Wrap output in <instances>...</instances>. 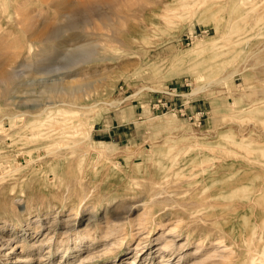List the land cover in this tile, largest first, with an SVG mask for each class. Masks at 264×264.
I'll return each instance as SVG.
<instances>
[{"label": "rangeland", "instance_id": "374dc122", "mask_svg": "<svg viewBox=\"0 0 264 264\" xmlns=\"http://www.w3.org/2000/svg\"><path fill=\"white\" fill-rule=\"evenodd\" d=\"M261 6L264 0H0V77L14 75L11 92L0 96V235L5 240L0 264H129L135 258L138 264H161L157 246L170 238L166 232L175 225L193 232V240L170 264L241 263L245 246H256L258 233L264 236L260 182L236 184L230 164L246 155L264 161ZM30 18L53 37L29 38ZM82 45L99 60L37 82L35 70L63 67ZM82 78L87 85L76 86ZM69 82L73 93L63 89ZM170 90L182 97L164 94ZM158 100L165 106L157 107ZM255 164L250 162L252 173L263 180ZM163 174L169 179H158ZM161 187L171 192L169 208L142 206ZM224 188L235 194L213 196ZM104 198L111 199L109 210L121 199L138 205L131 220L145 207L159 211L153 216L165 214L166 226L151 236L163 240L136 256L135 245L147 237L142 232L128 250L122 245L120 256L103 259L104 250L114 249L111 237H102L106 225L120 223L114 217L123 212L104 220L99 210L92 219L90 207ZM23 209H33L29 225ZM230 221L236 225L233 232ZM245 222L243 237L239 224ZM83 232L98 238L74 247ZM223 245L234 256L218 251Z\"/></svg>", "mask_w": 264, "mask_h": 264}, {"label": "bare ground", "instance_id": "6f19581e", "mask_svg": "<svg viewBox=\"0 0 264 264\" xmlns=\"http://www.w3.org/2000/svg\"><path fill=\"white\" fill-rule=\"evenodd\" d=\"M14 1V0H13ZM206 1V0H205ZM247 1H249V0H247ZM141 2V1H140ZM208 2V1H207ZM241 2V1H240ZM197 3V2H196ZM142 4V3H141ZM200 4H202V1H201V3ZM205 4V3H204ZM203 4V5H204ZM253 5V4H252ZM261 5H262V3H261ZM201 6V5H200ZM241 6H242V2H241ZM193 7V6H192ZM204 7V6H203ZM260 8H262V9H264V7L263 6H261ZM202 9V8H201ZM257 9V8H256ZM256 9H254V11L256 10ZM257 10H259V9H257ZM264 10H262V12H263ZM76 10L75 9H73L72 11H71V14L72 15H76ZM210 12V11H209ZM252 12V11H251ZM250 12V13H251ZM257 12V11H256ZM177 13V12H176ZM231 13V12H230ZM254 13V12H253ZM258 13V12H257ZM28 14V13H27ZM173 14V13H172ZM259 14V13H258ZM257 14V15H258ZM31 15V14H30ZM64 15V14H63ZM182 16V15H181ZM231 17H232V15H231ZM175 18V17H174ZM244 19V18H243ZM29 20H31V21H29V24L27 25V32H28V37L29 38H31V37H33V36H35V35H38V36H40V35H44L45 36V38L46 39H50V38H52L53 37V34L51 33V35L50 34H44V30H43V25L42 24H40V25H35V23H34V21L30 18ZM217 20V19H216ZM255 20H256V17H255ZM264 20V19H263ZM15 21V20H14ZM254 21V20H253ZM251 22H252V19H251ZM84 23V22H83ZM264 23V22H263ZM255 25V24H254ZM241 27V26H240ZM230 30H232V29H230ZM239 31H240V29H239ZM241 31H242V29H241ZM55 32V31H54ZM118 32V31H117ZM259 32V31H258ZM257 32V33H258ZM116 34V33H115ZM119 34H121V33H119ZM46 36H48V37H46ZM233 36V35H232ZM232 36H230V37H232ZM235 37V36H234ZM29 40V39H28ZM120 42H121V40H120ZM36 43V42H35ZM30 44V43H29ZM98 44V43H97ZM263 44V43H262ZM261 44V45H262ZM47 48V47H46ZM48 48H49V46H48ZM52 48V47H51ZM263 48H264V46H263ZM42 49V48H41ZM43 49H45V48H43ZM95 49V48H94ZM97 49V48H96ZM41 51V53H43V55H45V54H47V51H43L42 52V50H40ZM95 51V50H94ZM33 52V51H32ZM49 52V51H48ZM27 53V52H26ZM23 54V53H22ZM35 55V54H34ZM38 55V54H37ZM94 52H92L90 49H88V47H86V45H82V46H79V47H75V49L72 51V54L67 58V63L63 66V67H56V68H38V70H35V75L36 76H38L37 78H36V80H37V82L39 81V82H41V83H47L46 82V78L49 76V75H51V74H53V73H56V72H58V71H63V73H64V75H65V73H68L69 74V71L71 72V70L73 69V68H75V67H77V66H79V65H81V64H87L88 62H90L91 60H99V59H96V58H94ZM36 56V55H35ZM39 56V55H38ZM41 56V55H40ZM28 57V56H27ZM104 59V58H103ZM32 61V60H31ZM33 63V62H32ZM29 64V63H28ZM28 64H23V65H21V66H24V67H29V65ZM31 65V64H30ZM18 66H20V65H18ZM10 67V66H9ZM9 67L8 68H6V69H9ZM31 67V66H30ZM38 67V66H37ZM195 65L192 67L193 69H195ZM34 69H36V68H34ZM33 70V69H32ZM197 70V69H196ZM30 72H31V70H30ZM34 72V71H33ZM73 72V71H72ZM14 77V75H12V74H10V72L9 73H3V75L0 77V87H1V91H0V96L1 97H3V96H6L9 92H11V89L12 88H10V83H11V80H12V78ZM83 79V78H82ZM52 82V81H51ZM51 85L49 86V88H53V86L55 85L54 83H50ZM12 85V84H11ZM85 85H87V81L86 80H84L83 79V81H81L78 85H76V86H85ZM13 88H15V87H13ZM66 92H69V93H73L74 91H75V89H74V87H72L71 86V82H69V83H67L66 84V86H64V88H63ZM15 91V90H14ZM14 93V92H13ZM11 94V93H10ZM66 95V94H65ZM0 97V98H1ZM13 97V96H12ZM20 98V97H19ZM80 98V97H79ZM6 100H8V99H6ZM9 101H10V99H9ZM8 101V102H9ZM64 101V100H63ZM61 103V102H60ZM76 107V106H75ZM11 117V116H10ZM37 117V116H36ZM164 118V117H163ZM165 121V120H164ZM167 121V120H166ZM165 124V123H164ZM0 127H2V126H0ZM2 129V128H1ZM72 129V128H71ZM80 129V128H79ZM83 129V128H82ZM44 132H46V131H44ZM49 132V131H48ZM36 133V132H35ZM47 133V132H46ZM28 134H31V133H28ZM40 133H38V135H39ZM80 136V135H79ZM226 137V136H225ZM229 137V136H228ZM220 138H221V136H220ZM223 138V137H222ZM224 139V138H223ZM226 139H227V137H226ZM232 140V139H231ZM224 141H225V139H224ZM243 141V140H242ZM231 142V141H230ZM238 143V142H237ZM241 143L239 142V145H240ZM55 145V144H54ZM189 145V144H188ZM66 146V145H65ZM259 146V145H258ZM95 149V148H94ZM200 149V148H199ZM202 149V148H201ZM203 149H206V148H203ZM93 150V149H92ZM97 150V149H96ZM172 150V149H171ZM170 150V151H171ZM194 150V149H193ZM208 151H210V150H212V149H207ZM54 151V150H53ZM225 151V150H224ZM28 152L29 151H27V154H28ZM56 152V151H55ZM73 152V151H72ZM95 153L96 152H99V151H94ZM31 153V152H30ZM171 153H172V151H171ZM228 153V152H227ZM50 154V153H49ZM97 154V153H96ZM211 154V153H210ZM247 154H249V153H247ZM101 156V155H100ZM220 156H221V154H220ZM234 156V155H233ZM223 157V156H222ZM172 159H174V162H175V165H177L179 162H178V160L177 159H175L174 157H172ZM210 159V158H209ZM213 159V158H212ZM221 159V158H220ZM169 162H170V160H169ZM250 162H255L256 164V166L258 167V169L259 170H262L263 172H264V161H259V159H256V158H254L253 156H240L237 160H230V164H231V166L233 167H235L234 169L233 168H231L232 170H235V171H233L232 172V175H231V177L232 178H234V181H235V183L236 184H238V183H245V182H247V181H253V180H256V181H259L260 183H259V187H260V189H261V194L258 196L259 197V199H264V179L262 180V179H260V173L259 174H254V173H252L253 171H252V165H250ZM94 163V162H93ZM209 163V162H208ZM211 163V162H210ZM213 165V164H212ZM116 168V167H115ZM170 169V168H169ZM174 169V168H173ZM204 169V168H203ZM95 170V169H94ZM261 172V171H260ZM174 173V172H173ZM213 176V175H212ZM95 177V176H94ZM130 178V177H129ZM167 178H168V176L166 175V174H163V175H161L158 179H160V180H164V181H166L167 180ZM185 178V177H184ZM169 179V178H168ZM181 179V178H180ZM225 180V179H224ZM139 181V180H138ZM143 181V180H142ZM151 182H152V180H150ZM182 181V180H181ZM185 181V180H184ZM155 182V181H154ZM153 182V183H154ZM140 183V182H139ZM148 183V182H147ZM156 183H157V181H156ZM166 182H164V184H165ZM135 184H138V183H136L135 182ZM134 184V185H135ZM183 184H184V182H183ZM124 185V184H123ZM151 185H153V184H151ZM166 185V184H165ZM139 187V186H138ZM156 187V186H155ZM167 187V186H166ZM169 187V186H168ZM178 187H180V186H178ZM136 188V187H135ZM170 188V187H169ZM177 188V187H176ZM175 188V189H176ZM150 189V188H149ZM168 189V188H167ZM167 189H165V188H163V187H161V188H159L157 191H155L154 193L153 192H151V193H153L152 195H153V198L152 199H150V200H146V201H142V206H145L146 204H150V203H154V204H157L158 203V207H161V209L160 210H162V209H164V208H167L168 206H169V204H165L166 202H167V200H169L167 197H170V194H171V192H168L167 191ZM174 189V188H173ZM179 189V188H178ZM230 188H224V189H222V190H220L219 192H218V195L216 194V195H213L214 197H220V198H223V199H226V198H231L234 194H235V192H233V191H231V190H229ZM75 190V189H74ZM81 190V189H80ZM156 190V189H155ZM181 190V189H180ZM142 191V190H141ZM154 191V190H153ZM171 191H173V190H171ZM185 191H187V190H185ZM191 191V190H190ZM189 191V192H190ZM135 192V191H134ZM150 192V191H149ZM177 192H178V190H177ZM184 192V191H183ZM257 192V191H256ZM182 193V192H181ZM198 193H200V192H198ZM91 194V193H90ZM89 194V195H90ZM177 194V193H176ZM180 194V193H179ZM179 194H178V196H179ZM77 195V194H76ZM85 195V194H84ZM82 196V197H85V196ZM148 195V194H147ZM151 195V196H152ZM167 195H169V196H167ZM183 195V194H182ZM251 195V194H250ZM149 196H150V194H149ZM177 196V195H176ZM192 196V195H191ZM190 196V197H191ZM208 196V195H207ZM212 196V197H213ZM88 196L86 195V198H87ZM92 197V196H91ZM90 197V198H91ZM99 197V196H98ZM101 197V196H100ZM108 197V196H107ZM134 196H132L131 198H133ZM137 197V196H136ZM139 197V196H138ZM182 197V196H181ZM89 198V199H90ZM141 198V197H140ZM147 198V197H146ZM188 198V197H187ZM62 199V198H61ZM77 199V198H76ZM84 199V198H83ZM82 199V200H83ZM99 199H101V198H99ZM142 199H144V198H142ZM141 199V200H142ZM66 200V199H65ZM64 199H63V201H65ZM86 200V199H85ZM84 200V201H85ZM88 200V199H87ZM141 200H140V202H141ZM173 200V199H172ZM189 200V199H188ZM46 201V200H45ZM62 201V202H63ZM78 201V200H77ZM115 201H117V200H115ZM170 201H171V198H170ZM176 201H177V199H176ZM175 201V202H176ZM183 202H184V200H182ZM44 202V201H43ZM55 202V201H54ZM79 202V201H78ZM178 202V201H177ZM186 202H188V201H186ZM185 202V203H186ZM189 202H190V200H189ZM192 202V201H191ZM201 202V201H200ZM253 202V201H252ZM21 203V202H20ZM19 203V204H20ZM168 203H169V201H168ZM180 203V202H179ZM195 203L197 204V202H196V200H195ZM195 203H191L192 205H194ZM48 204V203H47ZM59 204V203H58ZM67 204V203H66ZM69 204H70V202H69ZM77 204V203H76ZM112 204V202H111V199H102L101 200V202L98 204V207H97V205H93L92 207H90L91 209V216H92V219L93 218H95V217H98V211L99 210H102L103 212H104V220L106 219V216H108L109 214L110 215H112L113 216V214H117V210H119V209H123V212H122V214H120V215H117V216H115L114 217V221H121L120 223H118L116 226H114V227H112V228H110V227H108L109 225H106L107 226V228H108V232H103L104 234H103V236L102 237H104V238H110L111 237V246H113L114 247V249H112V250H104V253L101 255L102 256V258L104 259V258H109V257H117V256H120L121 254H119L120 252H121V247H122V245L124 244V247H125V249H129V243H130V241L137 235V234H139V233H142V232H146L147 233V237L146 238H144V239H142V240H139L138 242H137V244L135 245V247H134V251H135V255L137 256L139 253H140V251L142 250V248H151V247H149V245L153 242V241H160V240H163V236L161 237H158V238H156L155 240H151V236L154 234V233H157V229L159 230V229H161V228H163V227H165L166 225V223L164 222V219H165V214H158V216L156 217L155 215L153 216V214L154 213H157V212H159V211H157V210H155V211H153V212H151V211H149V210H146L145 208H143V207H141V208H143V212H140L141 213V215L139 216V217H137L136 219H129V215H130V212L133 210V209H136V207L138 206V205H132V204H126V199H121V200H119V201H117V204H114L113 205V209L112 210H109L108 209V206L109 205H111ZM160 204H163V207H162V205L160 206ZM171 205H172V203H170ZM184 204V203H183ZM188 204V203H187ZM202 204V203H201ZM200 204V205H201ZM205 204V203H204ZM203 204V205H204ZM209 204H211L210 202H209ZM38 205V204H37ZM61 205H62V203H61ZM65 205V204H64ZM88 205V204H87ZM99 205H100V207H99ZM139 205H141V203L139 204ZM151 205V204H150ZM186 205V204H185ZM185 205H181V206H185ZM189 205V204H188ZM191 205V206H192ZM198 205H199V202H198ZM217 205V204H216ZM231 205V204H230ZM229 205V206H230ZM60 206V205H59ZM154 206H156L157 207V205H154ZM195 206V205H194ZM208 206V205H207ZM226 206H227V204H226ZM226 206H223V207H226ZM22 207V206H21ZM24 207H25V205H24ZM28 207V206H27ZM30 207V206H29ZM49 207H51V206H49ZM67 207V206H66ZM75 206L72 204V207L71 208H69V210L71 209H73ZM88 207V206H87ZM173 207V206H172ZM201 207H203V206H201ZM214 207V206H213ZM217 207V206H216ZM38 208V207H37ZM151 208V207H150ZM152 208H153V206H152ZM169 208V207H168ZM197 208V207H196ZM200 208V207H199ZM44 209V208H43ZM64 209V208H63ZM66 209V208H65ZM88 209V208H87ZM139 209V208H138ZM148 209V208H147ZM217 209H218V207H217ZM31 209H28V210H25V209H23L22 210V212H21V215L25 218V221L27 222V225H29L30 223V220H28L29 218H30V214L32 213L31 211L33 210H31ZM42 210V209H41ZM79 210V209H78ZM38 211V210H37ZM76 212V211H75ZM164 212V211H163ZM20 214V213H19ZM18 214V215H19ZM259 214L261 215V218H262V220L264 221V206L263 207H261L260 208V210H259ZM68 216L67 217H70V214H69V211H68V214H67ZM38 217V216H37ZM211 217V216H210ZM223 217V216H222ZM254 217V216H253ZM15 218H17V217H15ZM74 218V217H73ZM168 218V217H167ZM206 218H208V217H206ZM205 218V219H206ZM39 219V218H38ZM203 219V218H202ZM219 219V218H218ZM67 221H68V218L66 219ZM95 220H97V223H95V224H97V225H99L100 223H99V219L97 218V219H95ZM208 220V219H207ZM255 220V219H254ZM66 221V222H67ZM72 221V220H71ZM169 221H171V220H169ZM176 221V220H175ZM177 222V221H176ZM214 222V221H213ZM216 222H218L217 220H215V223ZM223 222V221H222ZM231 222V221H230ZM229 222V227H228V231L229 232H233L234 231V227L236 226L235 225V223L234 222H231L230 223ZM53 225H55L56 226V222L54 221V222H51ZM114 223V222H113ZM214 223V224H215ZM64 224V223H63ZM69 224V223H68ZM74 224H75V222H74ZM73 224V225H74ZM110 224V223H109ZM168 225H170L169 223H168ZM179 225V224H178ZM58 226V225H57ZM65 226V225H64ZM71 226V225H70ZM75 226V225H74ZM126 226H128V229L126 230L125 228H127ZM239 226H240V235L241 236H245V229L247 228V227H249L248 225H247V223L245 222V223H242V224H239ZM1 228H0V231H2L3 230V227L4 226H0ZM204 227V226H203ZM214 227V226H213ZM212 227V228H213ZM134 228V229H133ZM258 228V227H257ZM213 229H216V228H213ZM253 229V227H251V230ZM56 230V229H55ZM67 230V229H66ZM184 230V229H183ZM217 230V229H216ZM219 230V229H218ZM48 231V230H47ZM185 231V230H184ZM187 231V230H186ZM82 232V231H81ZM214 232V231H213ZM219 232V231H218ZM47 233V232H46ZM55 233V232H54ZM65 233H66V231H65ZM116 233H117V235H116ZM223 233H225V232H223ZM257 233H258V231H257ZM166 234H167V236L168 237H170L168 240H166L164 243H159V245L157 246L158 248L156 249V251H157V253H159V254H163V256H161V258H162V260L160 261L161 262V264H170L169 263V261H170V258L172 257V256H176L177 254H179L180 253V251H182L186 246H188L191 242H192V240H193V232H192V234H191V232L189 233V232H182V228H180L179 226H177V225H175V226H173L172 228H170L167 232H166ZM210 234H212V232L210 233ZM51 235V234H50ZM199 237H198V239H200L199 240V243L198 244H200V246H202L201 244H202V242H203V237L201 236V235H198ZM222 236V235H221ZM182 237H184V240H183V242H181L180 244H178L177 245V243H175V241H180L181 240V238ZM257 238H256V242H257V245L255 246L254 245V243H253V245L254 246H250V245H246V243H245V252H244V254L242 255V254H240L241 256H242V258H241V263H238V264H257V263H255L256 262V260H258V262H262V264H264V236H263V233L262 232H260V233H258V235L256 236ZM87 239L89 242H92L94 239H96V238H98V237H91L90 236V232H87V233H81L80 235H77V237L75 238V242H76V244H75V246L74 247H80L83 243H86L85 241H83L84 239ZM103 238V239H104ZM228 238V237H227ZM220 239V238H219ZM7 240V239H6ZM49 240V239H48ZM92 240V241H91ZM205 240H206V235H205ZM216 240H218V239H216ZM3 241H5V240H3V236L2 235H0V246H2V245H4V242ZM8 241V240H7ZM6 241V242H7ZM105 241V240H104ZM214 241V240H213ZM219 241V240H218ZM216 242L217 244L218 243H220V241L219 242ZM243 241V240H242ZM103 242V241H102ZM205 242V241H204ZM223 242V241H222ZM221 242V243H222ZM235 242V241H234ZM233 242V243H234ZM9 243V242H8ZM8 243H6V245L8 244ZM215 243V242H214ZM244 243V242H243ZM196 244V243H195ZM223 244V243H222ZM152 245V244H151ZM199 247V246H198ZM203 247V246H202ZM220 247V246H219ZM222 247V249L221 250H218V251H225V252H227L228 253V255H229V257L230 256H232L235 252L234 251H232L229 247H226V245H223V246H221ZM231 247V246H230ZM111 248V247H110ZM232 248V247H231ZM237 248V247H236ZM197 249L198 248H196L195 250H194V252H196L197 251ZM243 250H244V248H242ZM68 250H70V247H67V248H65V250L63 251V254H65L66 252H68ZM217 251V252H218ZM256 253H255V252ZM110 253V254H108L107 255V253ZM174 253H176V254H174ZM222 253V252H221ZM242 253V252H241ZM220 254V253H219ZM239 254V253H238ZM255 254H257L258 256L260 255V258L257 256V257H255ZM140 255H142V253H140ZM224 255V254H223ZM227 255V254H226ZM100 256V257H101ZM193 256V255H192ZM225 256V255H224ZM234 256V255H233ZM239 256V255H238ZM221 257V256H220ZM150 258H152V257H150ZM149 258V259H150ZM218 258H219V256H218ZM228 258V257H227ZM236 258H238V257H236ZM232 259V258H231ZM240 259V258H239ZM100 260V259H99ZM135 261H136V258L135 259H132V260H130L128 263L129 264H138V263H135ZM232 261V260H231ZM230 261V262H231ZM236 261V260H235ZM237 261H238V259H237ZM79 262H80V264L82 263V261L81 260H79ZM78 262V263H79Z\"/></svg>", "mask_w": 264, "mask_h": 264}, {"label": "built area", "instance_id": "2783aa9c", "mask_svg": "<svg viewBox=\"0 0 264 264\" xmlns=\"http://www.w3.org/2000/svg\"><path fill=\"white\" fill-rule=\"evenodd\" d=\"M164 94L172 96V97H182L181 94H177L176 90H170L169 92H165ZM159 104H161V106H163L164 104H166V102H161V100H158L157 101V107Z\"/></svg>", "mask_w": 264, "mask_h": 264}]
</instances>
